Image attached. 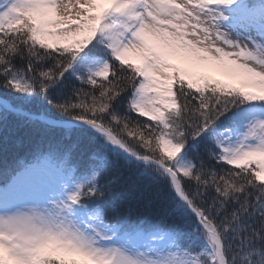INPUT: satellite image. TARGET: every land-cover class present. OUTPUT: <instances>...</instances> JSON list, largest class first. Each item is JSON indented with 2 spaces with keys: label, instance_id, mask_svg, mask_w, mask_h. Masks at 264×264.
<instances>
[{
  "label": "snow or ice",
  "instance_id": "obj_1",
  "mask_svg": "<svg viewBox=\"0 0 264 264\" xmlns=\"http://www.w3.org/2000/svg\"><path fill=\"white\" fill-rule=\"evenodd\" d=\"M0 264H264V0H0Z\"/></svg>",
  "mask_w": 264,
  "mask_h": 264
}]
</instances>
